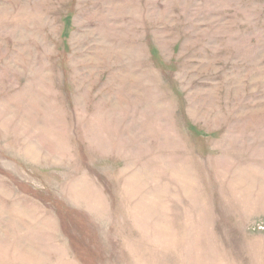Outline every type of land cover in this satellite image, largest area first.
I'll use <instances>...</instances> for the list:
<instances>
[{"label":"rangeland","instance_id":"1","mask_svg":"<svg viewBox=\"0 0 264 264\" xmlns=\"http://www.w3.org/2000/svg\"><path fill=\"white\" fill-rule=\"evenodd\" d=\"M0 264H264V0H0Z\"/></svg>","mask_w":264,"mask_h":264}]
</instances>
